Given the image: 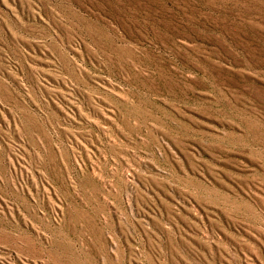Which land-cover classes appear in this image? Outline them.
Returning <instances> with one entry per match:
<instances>
[{"label":"rangeland","instance_id":"1","mask_svg":"<svg viewBox=\"0 0 264 264\" xmlns=\"http://www.w3.org/2000/svg\"><path fill=\"white\" fill-rule=\"evenodd\" d=\"M0 264H264V0H0Z\"/></svg>","mask_w":264,"mask_h":264}]
</instances>
